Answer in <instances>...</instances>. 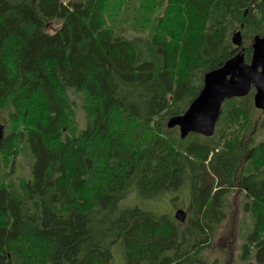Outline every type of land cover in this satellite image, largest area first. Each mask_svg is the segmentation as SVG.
Instances as JSON below:
<instances>
[{
	"label": "trees",
	"instance_id": "trees-1",
	"mask_svg": "<svg viewBox=\"0 0 264 264\" xmlns=\"http://www.w3.org/2000/svg\"><path fill=\"white\" fill-rule=\"evenodd\" d=\"M237 31L249 63L264 0H0V264H112L113 248L123 264H216L187 220L123 207L184 182L209 234L244 191L249 261L247 192L264 183L254 91L224 101L211 137L167 127L237 54Z\"/></svg>",
	"mask_w": 264,
	"mask_h": 264
},
{
	"label": "rangeland",
	"instance_id": "rangeland-1",
	"mask_svg": "<svg viewBox=\"0 0 264 264\" xmlns=\"http://www.w3.org/2000/svg\"><path fill=\"white\" fill-rule=\"evenodd\" d=\"M59 28L58 22H51L48 25L47 31L53 32ZM261 112L260 110H258ZM263 117L262 112L255 114V121L253 123L254 130L256 131L257 140L264 137V128L260 119ZM81 114L78 113V120H81ZM0 124H3L0 122ZM27 157L23 156L18 159L19 176L28 177ZM255 165L259 168H264V156L255 159ZM188 183L184 182L182 186L173 191H164L159 193L153 199H140L136 192H132L124 200L123 207H138L141 210L151 212L155 215H167L174 218L178 210L186 213V220L190 228H195L201 232V241L194 243V247L201 249L203 255L209 262L215 261L216 264H261L264 258V183L260 186L252 187L247 195L252 202L255 210H257V225L254 234L251 238V246L253 248L249 261L243 262L240 260V246L243 242L245 230L243 226L248 224L252 226L249 214L243 212L242 204L245 201L244 191H232L228 195L230 204L225 211L226 215L224 220L217 226L213 234L207 233L201 226L199 221H192L190 218V194ZM127 201V203H125ZM243 222V224H242ZM117 247V246H115ZM113 263L123 264V258L119 255L116 256V248H113ZM120 253V252H119ZM118 253V254H119ZM122 260V263H121Z\"/></svg>",
	"mask_w": 264,
	"mask_h": 264
},
{
	"label": "water",
	"instance_id": "water-1",
	"mask_svg": "<svg viewBox=\"0 0 264 264\" xmlns=\"http://www.w3.org/2000/svg\"><path fill=\"white\" fill-rule=\"evenodd\" d=\"M231 42L238 49L237 54L221 67L206 73L198 96L184 114L168 120L167 127H176L180 138L183 139L190 133L203 137L213 136L224 101L243 98L251 90L254 91L255 109L264 112V36L253 38L249 63L245 61L240 31L232 35ZM3 136L4 126L0 124V144ZM174 218L184 224L187 216L184 211L178 210Z\"/></svg>",
	"mask_w": 264,
	"mask_h": 264
}]
</instances>
